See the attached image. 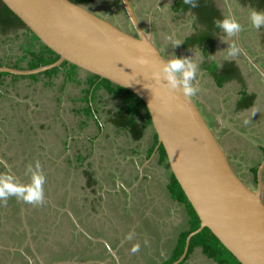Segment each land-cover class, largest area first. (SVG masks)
<instances>
[{
    "label": "crops",
    "instance_id": "1",
    "mask_svg": "<svg viewBox=\"0 0 264 264\" xmlns=\"http://www.w3.org/2000/svg\"><path fill=\"white\" fill-rule=\"evenodd\" d=\"M98 1L94 0L89 5L94 4L93 2L98 4ZM129 1L141 24L139 14L145 16L142 19L147 21V26L143 27L150 31L157 48L174 67L182 83L189 90L192 99L235 172L250 188L256 189L257 173L260 170L264 200V77L259 78L252 67L239 68L232 60V62H226L221 59L218 55L221 47L220 42L215 44V37L213 38L216 30H212L211 34H206L209 29L200 20L204 11L199 10L198 12L192 7L181 10L178 5L182 0H176L175 4L174 0H141V3L137 2L142 6L136 4L135 0ZM116 9L115 7L110 8L111 14L121 22L118 18L120 15L116 14ZM90 10L96 13L94 7H90ZM98 15L105 18L103 15ZM122 15L124 17V12ZM246 17L252 35L245 40L244 49L264 71V42L261 43L260 34L257 32L260 23L254 24V20L258 16L249 12ZM121 19L123 20V18ZM124 21L128 24L126 18ZM208 35L211 36L210 39L206 38ZM201 36L204 39H201ZM197 40L203 41V47H198ZM231 57L234 60L237 59L241 64L248 63L242 55H237L236 49L230 52L229 58ZM224 66L228 68L225 69ZM38 67H40V42L34 40L33 35L22 26L0 24V101L5 110L7 108L10 111V118L16 121L17 131L21 132L20 128L23 127L27 136L28 133L34 134L37 131L29 124V115L37 112V109L34 108L38 104L35 101L37 100L35 91L40 90V80H46L45 82L49 83V80L61 79V76L58 75L61 69L51 75H46L44 72H28ZM231 71H234V75L230 74ZM62 74L61 84L66 85L65 89L70 85L78 86L80 102L87 97L90 91L87 103L90 104L93 115H85L81 109L76 110L77 114L81 112L80 129L89 128L90 123L96 127L93 135L80 136V139H84L86 142L84 150H77L73 154V158L69 156L70 142L80 140L71 137L67 147L66 144L64 145V156L62 155L64 158L62 156L59 158L64 164L71 165V168L75 169V175L79 174L80 181L84 183H81L80 188L87 189L89 195L91 194L90 201H88L91 205L85 204L84 200H82L83 203L79 200L81 203L79 207L90 208L91 213L102 214L101 217L105 218L108 217L105 213L109 202H116L117 207L122 203L121 206L124 207L126 202L135 198L140 203L139 205L153 203L154 207L152 205L151 207L157 211V214H164L163 218L155 219L151 223H145L144 218L142 226L145 231L142 226L141 229L133 227L131 233H128L129 235L122 231V234L118 233L116 238L109 237L106 233L87 232L84 229L89 236L83 233L84 237L91 244H96L102 253L98 255L97 252L93 253L90 250V260L92 261L88 263L80 259L81 255L68 256L65 261H74L71 264H166L176 247L178 238L190 230L191 219L188 218L190 211L185 202L176 197V192L168 189L171 171L166 159L159 162V146L157 147L154 129L151 124L145 123L147 118L143 110H140L138 115L124 112L127 110L122 109L127 105L125 104L127 95L124 92L119 91L118 93L114 87L111 89L107 84L97 87L101 79L90 84V80L96 79H90V76L84 72L77 71L76 75L68 77V82L65 80L66 72ZM46 83L43 82V86ZM94 91L96 93H93ZM100 118H104L102 123ZM2 119L0 117V121ZM130 121L132 124L129 123ZM37 125L40 126L39 123ZM2 132H8L5 124L0 125V135ZM99 136H105V138L110 136L112 139L120 137V144L125 142L126 137L130 138L131 143L128 147L120 149L128 151V156L125 158L128 159L131 167L129 168L135 174L129 173V170L130 175L115 174L116 179L109 175L108 181L113 182L114 185L111 183L107 185L102 181L100 172L89 171V166L95 162L96 148L92 145ZM145 138L147 139L146 144L141 141ZM87 143L88 148L86 147ZM111 143L113 142L111 141ZM31 146L34 149H40V144ZM110 147L115 151L114 145H110ZM65 153L68 155L65 156ZM153 165L162 166L164 171L167 169L166 173H163V177L158 172L147 171ZM79 168L81 169L78 170ZM158 182L164 186L167 201H164V198L162 200L159 191L153 188ZM71 218L74 226L78 228L77 218L74 216ZM146 224H148L149 231L146 229ZM149 224H152L153 227H150ZM79 227L82 228L80 225ZM137 232L139 237L137 235L132 238L131 235L135 236ZM149 236L154 239L152 249L137 250L138 239L140 241L148 240ZM167 244H171V247L167 248L169 254L163 257L162 253L159 255L160 251H157V248L161 250ZM129 245L133 247L132 252ZM176 264L226 263L208 258L202 253L201 247L194 246L189 254L186 252L184 258Z\"/></svg>",
    "mask_w": 264,
    "mask_h": 264
},
{
    "label": "water",
    "instance_id": "2",
    "mask_svg": "<svg viewBox=\"0 0 264 264\" xmlns=\"http://www.w3.org/2000/svg\"><path fill=\"white\" fill-rule=\"evenodd\" d=\"M0 2L40 45L58 56L53 63L28 72L43 73L66 62L143 101L157 147H163L169 170L199 219L198 228L188 234L183 253L173 264L184 258L190 238L203 228L240 264H264L260 170L256 189L235 172L189 90L157 48L150 31L139 22L129 0L121 3L131 31L99 16L88 5L71 0ZM238 45L247 61L264 77L256 62Z\"/></svg>",
    "mask_w": 264,
    "mask_h": 264
},
{
    "label": "rangeland",
    "instance_id": "3",
    "mask_svg": "<svg viewBox=\"0 0 264 264\" xmlns=\"http://www.w3.org/2000/svg\"><path fill=\"white\" fill-rule=\"evenodd\" d=\"M137 2L141 3V0H135V3L142 6ZM209 2L211 6L214 3L216 7L225 13L227 12L226 6H228L231 12L234 11L240 14L239 21L235 15L233 21L234 23L238 21L240 26L242 24L243 33L240 40H242L243 44L252 35L250 26L244 20L249 15V12L255 13L258 16L254 20L255 25H258L261 22L260 20H263L264 13L259 12L255 5H249L243 0H209ZM93 3L89 6L94 7L96 13L110 19L113 23L125 30H132L130 23L128 22L129 26L124 21V18L127 20V17L125 15L123 17L122 15L124 11L121 7L120 0H99L98 4ZM136 4L135 6H137ZM210 5L209 8H212ZM112 7L117 8L116 14L120 15L118 18H120L121 22L117 21V18L111 14L110 8ZM144 17L141 13L139 14L142 25L146 27L147 21L142 19ZM229 22L232 24L230 19ZM218 26L221 27L220 25ZM216 35L215 41L220 42L221 46L218 55H220L222 60L227 61L230 59V52L234 50V33L230 32L229 27H227L226 30L217 32ZM202 42V40H197L198 47H203ZM237 55L240 56V53L237 52ZM59 72L60 74L58 75L61 76L60 80H49V83H46V80H40V90L37 89L35 91V95L37 96V100L35 101L39 105L34 106L37 112L29 115L30 121H32H29V124L37 131L34 134L28 133L30 138L27 136L23 127L20 128L21 132L17 131V127H15L16 121L10 118V111L7 108L5 110L4 105L0 101V117L3 118L0 121V125L5 124L8 129V132H2L0 135V221L3 223L0 227V260L2 257V260L6 262L11 261V256L14 254L6 256V253H2L1 251L7 249L8 244L16 243H18L17 248H15L16 251L26 254L29 252V254L35 253L40 258L45 257L48 261L54 259L56 257L55 253H58L59 250H63L64 256H68L69 253H73V256H80L81 253L80 259L83 262L86 261L88 263L92 261L90 260V250L93 253L97 252L98 255L102 253V250L97 248L98 246L96 244H91L90 241L88 242L81 229L73 225L71 216L76 217L78 224L87 232L98 231V233H106L109 237L111 236L113 238H116L118 233L119 235L122 234V231L130 234L133 227L141 229L144 218L145 223H151L155 219L164 217V214L158 215L157 211L151 207L153 203L139 205L140 203L135 198H132L133 200L130 202H126L124 207L121 206V202L118 207L116 202H109L107 212L105 213L108 217L105 218L101 217L102 214L91 213L90 208L79 207L81 204L79 200L81 202L84 200L85 204L91 205L88 202L90 201L91 194L89 195L87 189L80 188L84 183L80 181L81 176L79 174L78 176L75 175V169L71 168V165L64 164L59 158L64 154V145L66 144L67 147L71 137L80 139V136L93 135L96 127L90 123L89 128H83L86 132L81 130L79 123L80 119H82L81 112L77 114L78 111H76L79 109L85 111L88 108L90 104L87 101H89L88 95H90V91L87 97L81 100V103L78 97L79 88L77 85H70L65 89L66 85L63 86L61 84L63 72H66V82L69 81L68 77L70 75H67V70L61 69ZM77 76L80 77L79 75ZM43 82L46 83L44 86ZM102 84L105 83L99 80L97 87L102 86ZM109 87L113 89L114 86L109 85ZM93 93H96V91ZM126 104V106L122 107L123 110L127 109L124 112H133L132 109L129 110V102ZM89 114L93 115L92 109ZM103 119L100 118L101 123ZM38 123L40 126L37 125ZM39 130L40 132H38ZM119 138L112 139L110 136L107 138L105 136H99L92 145L96 148L94 153L95 162L88 169L89 171L100 172L102 181L107 185L110 183L114 185L113 182L108 181L109 175L116 179L117 176L115 174L119 176H127L130 175L129 173L135 174L130 169L128 159L125 158L128 156V151L120 149L122 147H128L131 143L130 138L126 137L125 142L122 144L119 143ZM141 141H144L145 144L147 143L146 138ZM33 144H40V149H34L31 146ZM70 144L71 150L68 153L72 157L77 150H84L86 142L84 139H80L75 142H70ZM110 145L115 146V151ZM68 153H65V156ZM147 171L153 173L158 172L163 177V173H166L167 169L164 171V168L162 170V166L157 167L153 165ZM153 188L159 191V196L162 200L164 198V201H167V194L163 185L158 182L155 183ZM168 189L176 192L178 188L172 181ZM58 202L60 204H57ZM188 218H191L190 212ZM191 220L194 221V217ZM147 225L146 229L149 231ZM149 225L153 227L152 224ZM142 229L145 231L143 226ZM43 230L46 232L42 233ZM132 235V238H135L137 235L139 237L138 232L135 236ZM151 238L152 236L148 237L149 242L148 240L140 241L138 239L142 244L138 242L137 250H144L145 248L152 249L154 239ZM61 241L66 242L67 250L70 249L72 251L68 252ZM129 247L132 252V245H129ZM169 247H171V244H167L161 250L157 248V251H160L159 255L162 253L163 257L168 256L169 252L167 253V248ZM155 257L159 258L158 256ZM14 258L16 257L14 256ZM50 263H54V260Z\"/></svg>",
    "mask_w": 264,
    "mask_h": 264
},
{
    "label": "trees",
    "instance_id": "4",
    "mask_svg": "<svg viewBox=\"0 0 264 264\" xmlns=\"http://www.w3.org/2000/svg\"><path fill=\"white\" fill-rule=\"evenodd\" d=\"M71 1L75 2V3H80V4H84L85 5L87 3L92 2L93 0H71ZM248 1L250 2V4L255 5L257 7V9L259 10V12L264 13V0H248ZM179 4H180V6L179 5L178 6L181 7V10H184L187 7H192V8H195L198 12H199V10L200 11H204L203 12L204 14L200 18V20H201V22L203 24H205L207 29H209V31L206 34H211L212 29H217L219 27L218 25L221 24V22H220L221 18L218 17L217 11L213 7L209 8V5L211 4L209 2V0H182ZM214 13H215L216 16L214 15ZM0 24L5 25V26H22V27H24V25L21 23V21L5 5H3L1 2H0ZM206 38L210 39L211 36L208 35V36H206ZM33 39L37 40V38L35 36H33ZM201 39H204V37L201 36ZM57 59H58V56L55 53H53L50 49L40 45V66L51 64L54 61H56ZM57 69H66L67 70V75H70L69 77H72L73 75H76V73H77V68L75 66H73V65H68L66 62H63L60 65V67L47 70L44 73L46 75H51L52 73L56 72L55 70H57ZM89 78L90 79H96V80H90V84L91 83L92 84L95 83V81H97L99 79L97 76H94V75H90ZM101 81L104 82L107 85H113L110 82H108L107 80L102 79ZM113 86H114V88L117 91L124 92L127 95L128 99H126L125 104L127 102H129V104H128L129 110L132 109V111H133L131 113L138 115L140 110H143L144 111V115L147 118V121L145 123L151 124L149 115H148V113H147V111L145 109V105H144L143 101L140 100L138 97H136L130 91L125 90V89H123V88H121L119 86H115V85H113ZM86 92L88 93V91H86ZM85 111H87V112H85ZM85 111H83V112L86 113V114L84 113L85 115H90L89 113H91V107L88 106V108L85 109ZM129 123L132 124L131 121ZM155 138H156V136H155ZM156 142H157V138H156ZM158 149H159V156H160L159 162H161L164 159H166V155H165V151H164L162 146H159ZM170 178H171V182L173 181L176 184L177 188H178L176 190V193H177L176 197H178L179 199H182L183 202H185V204L189 208V211H190V214H191V218L194 217V221L190 220V230L186 234H182L178 238L176 247L174 248V250H173V252L171 254V257L169 258V260H168V262L166 264H171L172 262L176 261L181 256V254H182V252L184 250L186 237L188 236V234L190 232L195 231L198 228V226H199V219H198L197 215L195 214V212L193 211V209L190 206L189 202L187 201L183 191L181 190L179 184L177 183V181L174 178L172 173L170 174ZM174 195H175V193H174ZM57 204H60V202H58ZM191 221H192V223H191ZM2 224H3L2 221H0V227L2 226ZM70 224H72V223H70ZM45 232L46 231L43 230L42 233H45ZM42 239H44V237H42ZM61 242L64 244V247L67 250V248H66L67 246L65 245L67 243L63 242V241H61ZM62 243H60V244H62ZM194 246L201 247L202 248V253L204 255H206L208 258L214 259L217 262L220 261V262L226 263V264H240L230 254V252H228L219 243V241L215 238V236L207 228H203L199 233L193 235L190 238L188 249H187V253L188 254H189V252L191 251V249ZM62 249H64V248H62ZM67 251L70 252L72 250L69 249ZM68 256H73V253H69ZM68 256H64L61 260H65ZM53 260L54 259L48 261L44 257V261H46L47 263H50Z\"/></svg>",
    "mask_w": 264,
    "mask_h": 264
},
{
    "label": "flooded vegetation",
    "instance_id": "5",
    "mask_svg": "<svg viewBox=\"0 0 264 264\" xmlns=\"http://www.w3.org/2000/svg\"><path fill=\"white\" fill-rule=\"evenodd\" d=\"M94 1V0H93ZM175 1L176 0H174L173 1V3L175 4ZM178 1V0H177ZM224 1V0H223ZM245 3H248L249 5H250V2L248 1V0H243ZM120 2H121V0H120ZM242 2V1H241ZM91 3V2H90ZM90 3H87V4H85V5H88L89 6V4ZM213 3V2H212ZM225 3V2H224ZM174 4H173V6H174ZM227 4V3H226ZM226 4H225V6H226ZM241 4V3H240ZM176 6V5H175ZM121 7H122V3H121ZM133 7V6H132ZM211 7H213V8H215V10L217 11V14H218V17H220L221 18V20H220V22H221V24H220V26L221 27H218L217 28V30L214 32V34L216 35L217 34V32H221L222 30L224 31V30H226L227 29V27H229V29H230V32H233L234 33V43H233V49H236V51L237 52H239L240 53V55H242L243 57H244V59L245 60H247L246 58H245V56H244V54L242 53V51L240 52V48H239V45H238V43H240V46L242 47V49L245 51V49H244V44L242 43V40H240L241 38H242V33H243V31H242V29H243V27H242V24H241V26H240V24H239V19H240V14H238L237 12H231V11H229V7L228 6H226V10H227V12L225 13V12H223L222 10H220L218 7H216L215 6V4L213 3V6H211ZM123 9V8H122ZM134 9V8H133ZM124 11V10H123ZM135 11V10H134ZM244 12V11H243ZM135 13H136V11H135ZM124 14H125V12H124ZM233 15V17H234V15H235V17L237 16L238 17V21L236 22V23H234V21H233V19H232V17L230 16V15ZM125 16L127 17V15L125 14ZM245 17V16H244ZM229 19H230V21L232 22V24L229 22ZM127 20H128V18H127ZM244 20H246V23L248 24V20H247V17H245V19ZM261 22H260V24L258 25V27H257V32H258V34H260V37H259V40H261V43L262 42H264V16H263V20H260ZM128 22H129V20H128ZM130 23V22H129ZM229 24V25H228ZM234 24H235V26H234ZM131 25V24H130ZM251 29V28H250ZM212 30H214V29H212ZM236 30L238 31V34L236 33ZM240 31V32H239ZM213 34V35H214ZM238 36H237V35ZM214 35V37H216ZM239 41V42H238ZM215 43H216V41H215ZM247 53V52H246ZM248 54V53H247ZM249 55V54H248ZM250 58H252V57H250ZM253 59V58H252ZM234 61L235 62V66L237 67V66H239V68L240 67H244V68H246V67H252L255 71V73L257 74V75H259V78H261L262 77V75L258 72V70L252 65V64H250L249 62L247 63V64H241L237 59L236 60H234L233 58H230V59H228L227 61L229 62V61ZM254 60V59H253ZM226 61V62H227ZM231 61V62H232ZM255 61V60H254ZM242 62H244V60L242 59ZM256 62V61H255ZM225 65H227L226 63H224ZM257 65H258V63H256ZM259 66V65H258ZM225 67V69L226 68H228L227 66H224ZM238 68V69H239ZM259 68L263 71V69L259 66ZM224 70V69H223ZM229 70V69H228ZM78 71V70H77ZM225 71V70H224ZM264 72V71H263ZM230 74L231 75H234V71H231L230 72ZM236 79V78H235ZM262 79V78H261ZM264 79V78H263ZM17 246H18V243H16V244H8L7 245V249H4V250H2L1 252L3 253H6L5 255L6 256H11V254H14L13 256H11L12 257V260L11 261H9V262H6V261H4V260H2V257H1V260H0V264H49V263H47L46 261H45V263H44V257L43 258H40V256H38V254H29L28 252V254H26V253H24V252H20V251H16V249L15 248H17ZM11 249H13L12 251H11ZM56 254V257H54V263H58V264H60L61 262H64L63 260H61L63 257H64V255H63V251L62 250H59V252L58 253H55ZM80 255H81V253H80ZM14 256L16 257V258H14ZM54 263H50V264H54ZM63 264V263H62Z\"/></svg>",
    "mask_w": 264,
    "mask_h": 264
}]
</instances>
